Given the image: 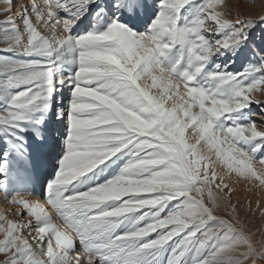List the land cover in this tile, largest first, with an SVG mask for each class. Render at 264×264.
<instances>
[{"label":"snow or ice","instance_id":"1","mask_svg":"<svg viewBox=\"0 0 264 264\" xmlns=\"http://www.w3.org/2000/svg\"><path fill=\"white\" fill-rule=\"evenodd\" d=\"M230 15L224 0H30L0 21V86L16 89L0 131L59 88L72 97L46 201L17 195L23 214H0V264H264V209L233 201L226 180L264 188V130L239 122L252 104L264 116V60L204 75L264 13ZM62 65L75 71L57 76ZM124 150L130 162L101 179Z\"/></svg>","mask_w":264,"mask_h":264},{"label":"rangeland","instance_id":"2","mask_svg":"<svg viewBox=\"0 0 264 264\" xmlns=\"http://www.w3.org/2000/svg\"><path fill=\"white\" fill-rule=\"evenodd\" d=\"M38 2H40V0ZM101 2L102 0H97V4ZM154 3L158 4L159 0H154ZM224 3H226L231 10L232 15L228 17L230 19L240 13L246 17L255 18H259V16L264 13V0H224ZM27 4L28 3H24V5ZM10 5H12V3L9 0H0V21L11 17L14 21L19 22V13L22 7L19 9L17 15L15 12L16 8H14V6L10 7ZM94 8L95 5L89 6V13L86 14L83 25L79 28L74 26L73 35L83 34L84 27H90ZM5 9L10 10L5 12ZM60 15L63 16L65 14L61 13ZM148 22L150 23L151 21L149 20ZM210 39H215V37ZM3 46V44H0V47ZM262 60H264V21L257 22L255 27L249 25L247 39L243 41L242 44L233 49L223 50L213 55L205 66L204 75L206 76L208 72L212 71H225L228 73L247 71L260 64ZM74 71V65H62L54 69L57 76H70ZM15 91L16 89H7L0 86V95L4 96V99L0 100V110L6 108L7 101ZM60 98L63 100V103L60 105L62 110L69 105L72 99L71 90L68 86L59 88L52 94L50 107L47 110H34L28 113L26 120L21 123L19 129L10 132L5 128L0 131V171L3 174V176L0 177V189L3 190L8 199L17 195L26 198L25 190L30 187L31 182L43 168L40 160L45 152L44 150L49 147V135L54 133L55 126L51 125V121L53 119L54 109L58 107L57 101ZM257 99L264 103V95H258ZM242 116L244 118L239 119L240 123L256 120L258 129L264 130V116H260L258 105L252 104L244 109ZM66 134V123L59 121V148L56 150L57 152L55 151L56 153L53 161L54 171L47 176L43 184L41 190L43 195H46V186L52 181L54 175L58 171L59 161L64 155V137ZM118 156L119 159L115 160V162H109L106 167L102 166L104 171L98 173L101 179L111 178L119 174L132 159V153L127 150L122 151ZM257 166L259 167V165ZM216 170L218 173L223 174V169L217 167ZM22 179H24V183L21 181ZM226 180L233 189V201L241 205H247L250 202L253 208L259 205L261 209H264V188L251 186L246 181L238 180L235 175L226 177ZM43 181L44 180H42L40 185H42ZM13 213H15V210L10 213L11 218L17 219L23 214V209H20L16 215H13ZM24 219H28L26 215H24ZM261 220H264V218L257 215L256 223L260 224Z\"/></svg>","mask_w":264,"mask_h":264},{"label":"bare ground","instance_id":"3","mask_svg":"<svg viewBox=\"0 0 264 264\" xmlns=\"http://www.w3.org/2000/svg\"><path fill=\"white\" fill-rule=\"evenodd\" d=\"M9 1L12 3V5H10V7L14 6V8H16L15 12L17 13V15H18L19 9L24 6V3L30 4V0H9ZM57 102H58L57 103L58 107L56 109H54V115H53V119L51 121V125L55 126L54 133L49 135L50 136L49 143H48L49 147H47L44 150L45 152L43 153V156L40 160V163L43 166V168L41 169L40 173L36 175L35 179L31 182L30 187L25 190L26 191V193H25L26 199H29V200L39 199L41 202L46 201V195H43L41 190H42L43 184L45 183V181L47 179V176L50 175L54 171L53 161H54L55 153L57 152L56 150H58V148H59V135H58L59 121H57L55 119V117L57 114H59V111L61 110L60 105L63 103V100L60 98V99H58ZM50 129H52V128H50ZM2 176H3V174L0 171V177H2ZM23 180L24 179H22L21 181H23ZM42 180H44V181H43L42 185H40ZM23 183H24V181H23ZM14 210H15V213L18 212L16 207L9 202V200L7 199L3 190L0 189V214L7 215L9 219H12L10 216V213ZM52 215L55 218V216H56L55 212H53Z\"/></svg>","mask_w":264,"mask_h":264}]
</instances>
